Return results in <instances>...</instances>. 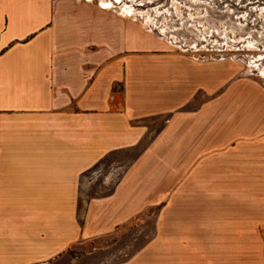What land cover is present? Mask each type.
I'll return each mask as SVG.
<instances>
[{
	"label": "crops",
	"instance_id": "crops-1",
	"mask_svg": "<svg viewBox=\"0 0 264 264\" xmlns=\"http://www.w3.org/2000/svg\"><path fill=\"white\" fill-rule=\"evenodd\" d=\"M118 152L134 154L92 192ZM263 183L264 88L239 64L92 2L0 0V264H50L138 218L107 264H264Z\"/></svg>",
	"mask_w": 264,
	"mask_h": 264
},
{
	"label": "rangeland",
	"instance_id": "rangeland-1",
	"mask_svg": "<svg viewBox=\"0 0 264 264\" xmlns=\"http://www.w3.org/2000/svg\"><path fill=\"white\" fill-rule=\"evenodd\" d=\"M83 1L135 22L192 59L235 62L245 76L264 88V0ZM133 154L114 153L90 169L87 176L94 180L91 191L105 189L102 180L114 164L119 167H115L109 186ZM256 191L264 195V183L256 185ZM144 222L147 220L138 218L126 229L76 243L69 255L50 264H107L124 259L140 240L143 229L139 225ZM262 236L264 260V225Z\"/></svg>",
	"mask_w": 264,
	"mask_h": 264
},
{
	"label": "bare ground",
	"instance_id": "bare-ground-1",
	"mask_svg": "<svg viewBox=\"0 0 264 264\" xmlns=\"http://www.w3.org/2000/svg\"><path fill=\"white\" fill-rule=\"evenodd\" d=\"M126 7V6H125ZM127 10V9H126ZM264 74V71L262 72Z\"/></svg>",
	"mask_w": 264,
	"mask_h": 264
}]
</instances>
